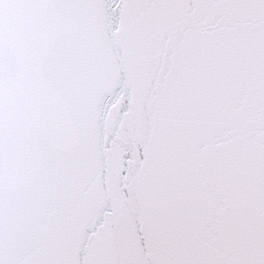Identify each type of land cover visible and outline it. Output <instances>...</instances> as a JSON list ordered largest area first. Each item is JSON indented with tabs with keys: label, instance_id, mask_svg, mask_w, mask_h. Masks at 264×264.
Instances as JSON below:
<instances>
[{
	"label": "snow or ice",
	"instance_id": "obj_1",
	"mask_svg": "<svg viewBox=\"0 0 264 264\" xmlns=\"http://www.w3.org/2000/svg\"><path fill=\"white\" fill-rule=\"evenodd\" d=\"M0 264H264V0H0Z\"/></svg>",
	"mask_w": 264,
	"mask_h": 264
}]
</instances>
